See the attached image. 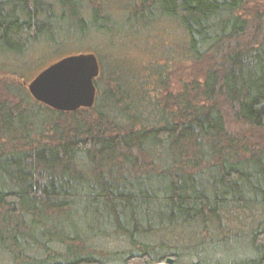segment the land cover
Segmentation results:
<instances>
[{
  "label": "trees",
  "instance_id": "trees-1",
  "mask_svg": "<svg viewBox=\"0 0 264 264\" xmlns=\"http://www.w3.org/2000/svg\"><path fill=\"white\" fill-rule=\"evenodd\" d=\"M107 4L0 0V264H264V14L122 0L118 24ZM165 17L200 81L143 103L116 68L102 89L97 59L92 107L29 94L39 47Z\"/></svg>",
  "mask_w": 264,
  "mask_h": 264
},
{
  "label": "rangeland",
  "instance_id": "rangeland-1",
  "mask_svg": "<svg viewBox=\"0 0 264 264\" xmlns=\"http://www.w3.org/2000/svg\"><path fill=\"white\" fill-rule=\"evenodd\" d=\"M105 1H108L107 5L112 10L114 9L113 12H120L121 15L117 16V20L118 24H122L124 11L119 6L122 0ZM256 13L264 14V0H243L239 14L251 19ZM119 26L109 33L96 32L94 34L91 31L89 38L61 44L58 50L49 49L43 45L38 48L34 56V62H40L31 69L25 68L21 74L27 78V83L36 73L64 56L94 53L102 68V74L98 78V84L102 85L101 88L103 89L108 74L116 68L119 75L122 78L125 77V87L131 86L133 82L135 92L138 93L143 103L150 101L151 98L155 101L159 100L160 95L167 92L172 94L180 92L183 85L192 78L201 80L200 66L194 65L193 67L188 57L184 55L186 35L174 20L168 17L157 19L151 27H138L136 35L121 34L120 27L125 30L131 28L128 25ZM129 74L132 78L136 77L135 80H131V83L126 82L127 76L131 77ZM151 75H154V78H151ZM151 85L154 88L153 93H151Z\"/></svg>",
  "mask_w": 264,
  "mask_h": 264
},
{
  "label": "water",
  "instance_id": "water-1",
  "mask_svg": "<svg viewBox=\"0 0 264 264\" xmlns=\"http://www.w3.org/2000/svg\"><path fill=\"white\" fill-rule=\"evenodd\" d=\"M99 65L93 53L64 56L38 72L26 83L31 97L58 111L92 107L95 99L94 80ZM173 264L172 258L165 259Z\"/></svg>",
  "mask_w": 264,
  "mask_h": 264
}]
</instances>
